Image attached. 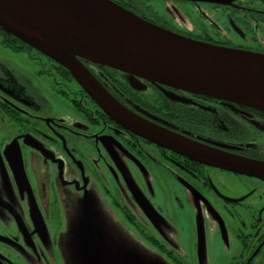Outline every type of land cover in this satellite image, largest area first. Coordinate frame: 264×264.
Masks as SVG:
<instances>
[{
    "label": "flooded vegetation",
    "instance_id": "flooded-vegetation-1",
    "mask_svg": "<svg viewBox=\"0 0 264 264\" xmlns=\"http://www.w3.org/2000/svg\"><path fill=\"white\" fill-rule=\"evenodd\" d=\"M107 1L176 35L264 55V0ZM77 59L132 117L264 163V106ZM98 197L158 264H264V178L125 128L65 66L0 29V264H81L85 200L92 212Z\"/></svg>",
    "mask_w": 264,
    "mask_h": 264
},
{
    "label": "water",
    "instance_id": "water-1",
    "mask_svg": "<svg viewBox=\"0 0 264 264\" xmlns=\"http://www.w3.org/2000/svg\"><path fill=\"white\" fill-rule=\"evenodd\" d=\"M0 29L65 66L103 112L125 128L201 163L264 178V163L191 142L142 122L100 86L77 57L188 93L264 106V55L176 35L107 0H0ZM132 83L133 80H132ZM92 212L85 238L99 264Z\"/></svg>",
    "mask_w": 264,
    "mask_h": 264
},
{
    "label": "rangeland",
    "instance_id": "rangeland-1",
    "mask_svg": "<svg viewBox=\"0 0 264 264\" xmlns=\"http://www.w3.org/2000/svg\"><path fill=\"white\" fill-rule=\"evenodd\" d=\"M98 198L99 201L91 206L99 264H128V259L131 258L135 259L136 264H158L157 251L140 244L139 239L126 230L121 217L113 215L111 209ZM79 240L83 249L78 261L81 264H91L85 234H82Z\"/></svg>",
    "mask_w": 264,
    "mask_h": 264
}]
</instances>
